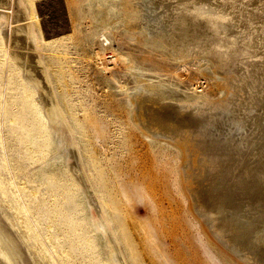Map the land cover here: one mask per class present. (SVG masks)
Wrapping results in <instances>:
<instances>
[{"label":"rangeland","instance_id":"rangeland-1","mask_svg":"<svg viewBox=\"0 0 264 264\" xmlns=\"http://www.w3.org/2000/svg\"><path fill=\"white\" fill-rule=\"evenodd\" d=\"M160 1L166 22H178L181 1ZM210 1L234 24L232 56L206 38L188 60L171 55L133 25V0H0V264H118L116 249L122 264H243L192 207L188 152L138 124L132 99L141 83L165 108H190L221 102L233 85L247 136L264 134V0ZM22 25L37 45L21 39ZM245 58L257 61L251 85ZM50 97L69 118L81 163L58 157L43 115ZM98 213L114 237L96 231Z\"/></svg>","mask_w":264,"mask_h":264},{"label":"bare ground","instance_id":"bare-ground-1","mask_svg":"<svg viewBox=\"0 0 264 264\" xmlns=\"http://www.w3.org/2000/svg\"><path fill=\"white\" fill-rule=\"evenodd\" d=\"M133 1L137 2V9L131 16L133 25L153 35L155 41H163L171 55L188 60L196 48H202L200 41L203 38H206L205 44L209 47L213 45L218 53L228 57L237 48L235 41H231L235 33L234 24L225 16H218L219 7L210 0H179L183 12L176 23L166 22L168 14L160 12L161 8L168 9L164 2ZM190 23L195 24L194 28L190 27ZM18 27L23 41L37 45L32 27ZM253 43L255 40L247 44L245 57L253 55L250 49ZM20 60L27 63L24 56ZM246 61L249 66L244 77L248 79L244 84L251 85L259 78L257 61ZM25 66L23 64L25 73L33 69ZM42 70L49 82L47 71ZM27 77L34 84L40 83L30 73ZM230 89L229 95L221 102L198 103L190 108L181 104L175 109L165 108L160 95L141 83L137 86V92L131 95L138 124L152 130L156 136H169L174 141L177 139L188 152L182 173L190 181L186 180L192 195V207L209 235L241 263L264 264V137H261L264 134L257 137V142L247 136L241 108L234 107L238 104L233 98L235 89L238 94L241 88L232 85ZM50 99L43 115L49 120L47 125L52 130L51 139L59 150L58 157L67 164L70 154L74 153L77 162L81 154L74 129L60 104L56 99ZM260 131L264 132V127ZM94 223L99 234L108 237L114 235L113 223L104 213ZM115 253L114 263L125 262L122 251L116 249Z\"/></svg>","mask_w":264,"mask_h":264}]
</instances>
